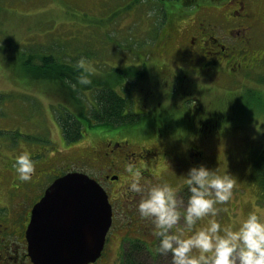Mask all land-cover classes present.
Returning a JSON list of instances; mask_svg holds the SVG:
<instances>
[{
  "label": "rangeland",
  "instance_id": "obj_1",
  "mask_svg": "<svg viewBox=\"0 0 264 264\" xmlns=\"http://www.w3.org/2000/svg\"><path fill=\"white\" fill-rule=\"evenodd\" d=\"M152 0H0V178L15 170L16 157L24 151L31 152L48 141L63 140L55 118L62 99L46 91L44 81L24 75L22 60L29 53L53 52L63 58L81 59L92 70V78L98 73H108L114 67L137 64L144 73L139 78L128 79L115 89L122 95L137 99L143 117L135 124L111 128L121 131L132 140L149 142L164 138L161 116L153 112L156 102L169 104L165 82L152 73L159 68L173 65L170 56L156 54L155 40L159 35L160 11ZM250 6L260 26L254 28L258 47L264 49V0ZM175 3V2H174ZM158 17V18H157ZM264 56L260 59L263 60ZM169 64H161V62ZM237 69L234 74L217 78L199 79L188 74L180 87L188 89L205 112L223 110L227 118L217 126L197 127L196 142L200 153L194 160L188 159L187 142L192 137L181 138V152L189 166L204 163L220 174L229 171L235 177L233 197L214 205L216 211L199 219L193 228H199L216 219L223 227H236L250 210L264 215V200L258 196L254 184L252 165L256 151L264 145V60L255 68ZM133 85L131 86L130 83ZM201 83V85H200ZM129 86H131L129 88ZM163 87V90L160 89ZM48 88H52L49 85ZM153 95L141 102L140 96ZM86 93H89L86 91ZM169 96V95H168ZM178 103L179 99H175ZM67 104V102H65ZM178 106H182L179 103ZM179 115L182 108H170ZM89 130V129H87ZM86 130V131H87ZM191 155V154H190ZM156 167L157 172L162 171ZM188 166V167H189ZM79 167V166H78ZM187 167V169H188ZM86 170L85 168H82ZM186 169V170H187ZM55 173H47L45 181L52 180ZM1 183V181H0ZM183 190V189H181ZM188 187L179 196L186 201ZM131 194L127 193L126 198ZM183 220H181V224ZM154 235H146V243L153 244ZM159 241V237H158ZM104 244L103 255L107 260L99 264H113L117 247ZM119 248V246H118ZM118 249L119 251L121 250ZM155 250V249H154ZM103 257V256H101ZM118 256L115 257V260ZM145 264H172L171 254L141 253Z\"/></svg>",
  "mask_w": 264,
  "mask_h": 264
},
{
  "label": "flooded vegetation",
  "instance_id": "obj_2",
  "mask_svg": "<svg viewBox=\"0 0 264 264\" xmlns=\"http://www.w3.org/2000/svg\"><path fill=\"white\" fill-rule=\"evenodd\" d=\"M174 2V13L169 21L164 22L154 43L156 54L170 56L173 62L165 69H158L163 74L160 79H170L169 86L167 82L164 85L170 90L166 96L172 102L162 104L158 101L152 110L161 116V121L166 122L163 131L165 139L145 143L132 140L121 131H113L111 128L114 127L102 126L85 131L78 142L48 141L29 152L34 162L30 179L20 180L16 169L0 178V264H34L28 254L26 238L31 209L53 179L67 171L87 173L107 193L111 223L104 244L111 240L113 248L116 243V253L113 260L110 259L113 264L120 263L129 241L147 242L145 236L154 235L152 224L139 215L136 207L140 194L130 191L129 185L137 172L141 182L183 185V173L189 162L182 155L181 138L192 137L186 147L188 159L194 160L190 156L200 153L195 138L199 126L196 117L198 102L191 97L188 89L180 87L182 82L188 74L199 79H214L223 74H234L242 67L248 70L256 65V68L264 60L260 61L264 49L258 47L254 33V28L261 24V18L250 7L255 0ZM256 2L261 4V0ZM161 64L169 63L163 61ZM160 89L163 90V87ZM152 95L150 90V94L140 96V101L144 102ZM177 98L178 103L175 101ZM134 101L137 105L136 98ZM179 103L182 106H178ZM179 107L184 109L179 112L180 116L170 109ZM160 162L163 164L162 171L157 172ZM47 173H55L56 176L46 182ZM186 187L183 185L181 189ZM181 189L180 192H183ZM127 193L131 194L129 198H126ZM154 238L153 244L149 245L151 250L158 247V237ZM120 245L122 248L119 251ZM103 248L94 261L86 264L107 260L110 249L103 255Z\"/></svg>",
  "mask_w": 264,
  "mask_h": 264
},
{
  "label": "clouds",
  "instance_id": "obj_3",
  "mask_svg": "<svg viewBox=\"0 0 264 264\" xmlns=\"http://www.w3.org/2000/svg\"><path fill=\"white\" fill-rule=\"evenodd\" d=\"M79 67L78 82L90 84L86 73L92 69L83 59ZM15 168L20 180L30 179L34 162L29 152L16 157ZM183 176L190 193L186 201L179 196L183 185L141 182L139 172L130 182V191L141 197L136 204L139 215L152 224L154 236L159 237L156 251L170 253L172 264H264V215L256 210H250L236 227L222 228L213 218L207 225L193 228L199 219L216 211L217 201L233 197L234 175L198 163L189 166Z\"/></svg>",
  "mask_w": 264,
  "mask_h": 264
},
{
  "label": "trees",
  "instance_id": "obj_4",
  "mask_svg": "<svg viewBox=\"0 0 264 264\" xmlns=\"http://www.w3.org/2000/svg\"><path fill=\"white\" fill-rule=\"evenodd\" d=\"M174 1H151L153 7L155 6L160 11L161 18L157 17L160 21V30L164 22L167 19L169 21L174 13L172 5ZM70 61L72 60L65 59L60 54L55 55L53 52H42L41 54L32 52L21 63L22 74L46 82L48 85L45 90L57 94L62 99L63 102H60L59 108L55 109L57 112L55 118L65 142H78L83 138L84 132L90 128L129 126L143 117V111L133 110L136 103L132 97L127 94L122 95L115 89V86H121L125 80H136L142 76L144 73L142 67H137V64L114 67L108 73H98L94 75L95 77H90V84H80L77 77L82 69L77 59ZM152 75L156 79L163 77L159 70L153 72ZM132 83L134 81L130 83L131 86ZM73 84L75 87L72 86ZM49 85L52 88H48ZM139 105L140 103H137V106ZM204 110V107L198 104L196 117L198 125L206 128L217 126L220 121L227 118L226 114L229 112L226 110L205 112ZM161 122L165 127L166 122ZM252 175L258 196L264 200V145L254 155ZM140 242L134 239L129 241V247L125 250L119 264H145L144 260L139 259L141 253H154V250L149 249L150 246L145 241L140 240Z\"/></svg>",
  "mask_w": 264,
  "mask_h": 264
},
{
  "label": "water",
  "instance_id": "obj_5",
  "mask_svg": "<svg viewBox=\"0 0 264 264\" xmlns=\"http://www.w3.org/2000/svg\"><path fill=\"white\" fill-rule=\"evenodd\" d=\"M111 223L103 187L87 173L67 171L33 205L26 229L34 264H86L101 253Z\"/></svg>",
  "mask_w": 264,
  "mask_h": 264
}]
</instances>
